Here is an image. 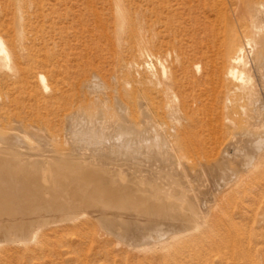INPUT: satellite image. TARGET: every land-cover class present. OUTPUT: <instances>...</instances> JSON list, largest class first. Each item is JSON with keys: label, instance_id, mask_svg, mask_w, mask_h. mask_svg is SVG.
I'll return each instance as SVG.
<instances>
[{"label": "bare ground", "instance_id": "obj_1", "mask_svg": "<svg viewBox=\"0 0 264 264\" xmlns=\"http://www.w3.org/2000/svg\"><path fill=\"white\" fill-rule=\"evenodd\" d=\"M149 1L157 7L147 25L154 47L173 51L163 57L144 45L147 59L126 61L113 98L97 96L65 113V141L19 118L0 124V253L25 247L9 261L4 256L7 264L37 251L64 264V253L47 243L67 227L98 226L165 264H241V250H254L235 222L213 215L230 182L264 157V0ZM122 2L115 0L125 13ZM9 37L0 33V74L8 73L0 84L22 96L10 91L6 101L24 99L30 88L26 97L39 117L71 103V90L59 85L70 70L51 79L39 73L32 87L29 73L49 59L21 53ZM96 76L95 93L107 89ZM76 241L72 261L86 264L85 241Z\"/></svg>", "mask_w": 264, "mask_h": 264}, {"label": "rangeland", "instance_id": "obj_2", "mask_svg": "<svg viewBox=\"0 0 264 264\" xmlns=\"http://www.w3.org/2000/svg\"><path fill=\"white\" fill-rule=\"evenodd\" d=\"M122 1L126 9L125 13L119 12L115 0H0V33L7 37L11 36L9 38L12 39L13 43L18 47V50H21V53L25 55L37 53V55L40 54L38 56L41 60L49 59L50 63H42V65L37 64L32 71L33 73H29L33 81L32 87H38V83L34 80L37 81L36 76L39 73H44L51 79V75H56L60 70L62 74L70 70L71 74L65 76L63 80L60 81L59 85L63 88L67 87V89H70L72 92L71 103L66 107L55 109L49 112L47 116L44 114L39 117L36 113L35 102L29 101L26 97L28 96L27 93L30 91V88L25 89L27 93H23L24 99H20L16 102L10 100L6 101L5 95L10 94V91L14 93L15 97L22 96V93L19 88L8 91L3 83L8 73L0 74V80L3 81L0 84V95L3 96L2 98L0 97V124L3 123L8 125L13 118H19L26 123H33L47 128L50 127L49 129L61 136V141H63L64 136H67V131H65V125H67L66 119H64L65 113L78 107L81 101L89 102L92 98H96L97 96L105 97V94L113 98V94L121 90L123 77L128 71L127 67H125L126 61L129 62L130 58H138L137 60L140 62L147 59L145 56H141V50L144 45L152 48V50L161 54L163 57H166L171 50L173 51L172 46L164 47L165 49L163 48L161 50H157L154 47L155 41L152 37L155 36V33L153 31L150 32L147 29V25L156 18V10L154 11V9L157 7L155 5L151 4L149 0ZM178 9V11L183 10L180 6ZM120 14H122V16ZM152 15H154V17ZM187 20L184 22H188ZM119 51L123 52L121 56H125L123 57L125 59L122 60L119 57ZM133 52L136 54H133ZM51 56L55 57L53 63L51 62ZM42 57L47 58L43 59ZM167 63L169 67H173L172 69L174 70L175 63L173 60L171 59L170 61L168 58ZM156 69L159 70L157 65ZM94 74L97 75L96 77H100L104 82L106 80L105 84L107 89L104 88L103 90H98V92L95 90L97 93L94 92L96 87H101L99 85L95 86L97 83L99 84L97 78V83L94 82L95 79H91L94 84L90 81V78H94ZM110 84H112V86ZM89 86L91 89L92 87L95 88L91 91ZM110 88L111 90H109ZM87 90L90 96L86 92ZM73 93L74 95H72ZM4 100L6 103H4ZM34 116L37 117L35 118ZM57 117L60 121H58ZM235 159L237 160H234V162H232L233 164L240 160L242 162L243 156H236ZM260 161L261 162L257 164L258 166L253 168V171L252 169L247 170L248 173L243 170L245 172H241V179L238 182H230L231 186L228 188L227 192L224 193V196L220 197V205L214 210L213 215L214 218H217V215H219L218 217H220L221 221L225 218V220H228L230 223L235 222L237 227L241 229V232L247 233H242L243 237L247 238L248 235L247 242L251 243L252 249L254 250H251L249 256L246 255V250H244L245 252L241 250V264H264V157ZM233 164H230V166ZM228 213L229 216L227 215ZM215 214L217 215L215 216ZM95 229H97V235ZM101 229L102 228L97 226L96 228L90 227L88 230L86 228V231L84 227L81 229H78V227H75V229L73 227H71V229L67 227V229L61 233L50 235L52 238L51 241H49L50 243H47V248L51 251H62L64 253L62 256L64 264H76L72 261V259L76 257L74 254V246L72 245V241L75 240H78L76 242L85 241L86 250L84 249L82 252L83 256L81 255V260L84 263L85 259L86 264H165L163 260H159L158 257H156L155 260V257H148V255L152 256V253H144L126 247L123 243H117L115 237L113 238L112 235H108ZM93 234H95L94 237ZM56 235H58V237H56ZM110 237L111 241L109 239ZM61 238H63V241H58ZM112 238L114 240H112ZM107 241L110 242V244ZM105 242L108 244L106 243V245ZM33 244L35 245L33 246ZM33 244H30V246L33 248L37 246L36 243ZM10 245H8L9 248H7L6 255L3 254L4 251L0 253V264H7L8 262L6 261L11 260V256L17 255L19 251H23L22 249L18 250L17 247L25 248L17 244ZM161 252H163V250H161ZM161 252L159 251V253ZM253 254L256 260L249 258L251 255V257H254ZM4 256H9L8 260H6L7 258ZM144 257L147 258L145 259ZM53 259L54 257L52 258L47 251H45L44 254L37 251L29 261H24L22 264H42L43 262L44 264H53ZM246 259L249 263L245 261ZM56 261H59L56 264H61L62 262L59 258H57ZM146 261L148 263H146Z\"/></svg>", "mask_w": 264, "mask_h": 264}]
</instances>
